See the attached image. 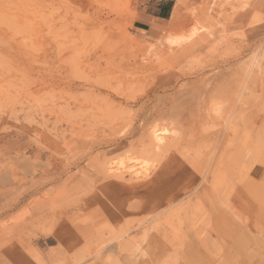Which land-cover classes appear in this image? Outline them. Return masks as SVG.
<instances>
[{
	"label": "rangeland",
	"instance_id": "374dc122",
	"mask_svg": "<svg viewBox=\"0 0 264 264\" xmlns=\"http://www.w3.org/2000/svg\"><path fill=\"white\" fill-rule=\"evenodd\" d=\"M159 1L0 0V264H264V9L260 22L247 26L242 22L240 0H178L180 11L173 12L166 35L186 34L192 27L196 31L183 44L168 48L133 32L134 17ZM175 1L170 0L172 8ZM219 35L223 37L213 53L222 61L205 64L201 73L181 78L186 68L182 65L188 63L185 60ZM233 73L239 79L234 80L239 89H234L244 112L240 133L242 136L248 129L249 138H243L238 147L241 159L236 168L230 157L234 149H226L232 161L227 168L229 176L222 171V177H216L221 170L212 164L211 169L216 166L214 177L209 172L205 183L201 180L220 152L217 133L226 128L217 118L208 119L206 113L210 109L215 115L217 103L223 108L229 103L225 91L212 98L208 90L221 80L227 86ZM168 78L176 85L163 93L178 89L173 101L178 105L184 99L189 113L199 102L208 122H194L195 111V115L188 113L184 120L194 123H187L191 127L185 129V138L174 143L170 140L168 150L148 158L129 146H97L104 137V122H114V127L123 129L116 132L119 135L136 110L127 107L126 113L113 119L111 114L102 115L106 101L99 91L114 96L117 90L124 97H139ZM190 133L192 142L186 140ZM127 153H132L131 159ZM170 157L176 161L169 163ZM97 161L112 162L118 169L131 165L133 170L128 171L138 172L132 180L121 183L106 180L93 167ZM156 170L159 174L152 176ZM221 180L228 184L221 185L225 195L221 192L217 196L214 193ZM233 181L239 183L236 188ZM206 184L210 188L203 195ZM236 189L239 204L229 210Z\"/></svg>",
	"mask_w": 264,
	"mask_h": 264
},
{
	"label": "bare ground",
	"instance_id": "6f19581e",
	"mask_svg": "<svg viewBox=\"0 0 264 264\" xmlns=\"http://www.w3.org/2000/svg\"><path fill=\"white\" fill-rule=\"evenodd\" d=\"M226 1H229V0H226ZM178 2H180V1H178L177 0V3H176V5H175V8H174V13L176 14V13H178L179 11H180V4L178 3ZM240 5H241V11H243V14H242V22L245 24V25H247V26H253V24H255V23H257V22H260V20H261V18H262V15H261V12H262V10L264 9V0H240ZM177 16V15H176ZM195 28L194 27H192L186 34H177V33H172V32H170V33H168V35L165 37V41H164V46H166V47H168V48H174V47H177V46H179V45H181V44H183L185 41H187L194 33H195ZM223 37V36H222ZM222 37H220V35H219V37H217V38H215V39H213V40H209L206 44H205V47L203 48V49H201L200 51H198L196 54H193V56H191L189 59H187V60H185V61H188V63H186V64H184L183 63V65H182V67H184L185 65H186V68L185 69H183L184 71L183 72H181V74H182V76H181V78H187L189 75H192V76H194V75H197V74H199V73H201V69L205 66V64H209V63H214V64H218L220 61H222V60H218V57H216V55H215V53H213L214 51H217L216 50V48H217V46L220 44L219 42L221 41V38ZM223 40V39H222ZM206 41V40H205ZM201 43V42H200ZM222 43V42H221ZM204 46V45H203ZM187 55V54H186ZM225 58V57H224ZM229 58V57H228ZM134 59H136V58H134ZM235 60V59H234ZM252 60V59H251ZM127 62V61H126ZM129 62V61H128ZM134 62V64H135V61H133ZM111 63V62H110ZM146 63V62H145ZM213 64V65H214ZM225 64V63H224ZM223 64V65H224ZM228 64V63H227ZM246 65V64H245ZM140 67V66H139ZM261 67H263L262 65H261ZM125 68H127V66L125 67ZM134 68V67H133ZM219 68H220V66H219ZM229 68V67H228ZM132 69V68H131ZM205 69V68H204ZM237 69H238V67H237ZM242 69V68H241ZM247 69V68H246ZM262 69V68H261ZM221 70V69H220ZM219 70V71H220ZM233 70V69H232ZM134 71V70H133ZM218 71V72H219ZM136 72V71H135ZM134 72V73H135ZM140 72V71H139ZM229 72V71H228ZM232 72V71H231ZM234 72V71H233ZM236 72V71H235ZM127 73V72H126ZM133 73V72H132ZM142 73H143V70H142ZM141 73V74H142ZM243 73V72H242ZM217 73H215V75H216ZM224 74L225 73H223V76H224ZM231 74V73H230ZM241 74V73H240ZM249 74H251V73H249ZM228 75V74H227ZM233 76H234V73L232 74ZM236 75L237 74H235V76H234V78H233V80L231 79V80H224V81H226L227 83H228V85L227 86H225L226 84H225V82H223V80H221V78H220V80L222 81V83L221 82H219L220 83V85L219 84H217L216 86H214V87H212V90H208V92H212L211 93V97L212 98H219V97H217V96H221L220 94H222L223 95V92L225 91V93H227L228 95H226L227 96V98H228V100H229V103H228V106H225V108H223V106L222 105H219L218 103L216 104V106H215V104H214V106H215V115H211V113H210V109L207 111V118L209 117V118H217L218 120H219V123H225L226 124V128L225 127H223V129H224V131H219L217 134H218V136L220 137L219 138V140L216 142L217 144V149H218V152L219 153H217V155H215L214 156V158H213V160H212V163H211V165H210V168H209V171L208 172H206V174H205V171H204V177H203V179L201 180V181H203V182H207V176H209V172L212 174V172L215 170V168H216V166H218L219 167V170H221V175H216V177H218V176H220V177H222V171H223V173H225V174H223V175H225V177H228L229 175H228V172H227V168H228V166H229V162H232V161H229V155H227L226 154V149H229V148H231V149H234V151H233V153L230 155V157H232L233 159H234V163L232 164L234 167L235 166H238V147H239V145L241 144V142H242V139L243 138H249V132H248V129H245L244 130V132H243V134H242V136H241V130H240V124H239V121H240V118H241V116L244 114V112H242V109L241 108H239L240 107V102H239V100L241 101V99H239V95H238V91H237V89H234L235 87H238V85L236 84V82L234 81V80H238V82H239V79H237L236 78ZM248 75V74H247ZM124 76V75H123ZM126 76H129L130 77V75H126ZM179 76V75H178ZM252 76V75H251ZM120 77V76H119ZM128 77V78H129ZM140 77V76H139ZM180 77V76H179ZM199 77H202V76H199ZM220 77H222V75L220 76ZM227 77V76H226ZM232 77V76H231ZM117 78V77H116ZM218 78V76L216 77V79ZM224 77H222V79H223ZM236 78V79H235ZM245 78V77H244ZM190 79V78H189ZM195 79V78H194ZM227 79H228V77H227ZM230 79V78H229ZM251 79V77H249V80ZM150 80V79H149ZM172 79H170V78H168V81L166 82V81H159V82H157V84H153L154 86L152 87V89H149L147 92H145L143 95H141V96H139V97H135V96H133V97H124L122 94H121V92H117V90L116 89H114V90H116V93H115V95L113 96L112 94H110V93H104L103 91H97L98 92V94H101V96H102V100H104V102L106 101V105L104 106V108H105V110L107 111V113H105L104 111H102V115H104L105 114V116L106 115H109V114H111L112 116H111V118L110 119H113L112 117H116V116H118V115H121V114H123V113H126L127 112V107H136V110H135V112L134 111H132V114H133V112L135 113V115H133V116H135V117H133V119H132V121H130V123H128V125L126 126V129H124V131H121L122 133H120L119 134V132H118V134L119 135H116V132L117 131H119V130H123V129H121L120 127H114L116 124L114 123V122H111L110 120V122H104V123H106L107 125L105 126V129L101 132V133H103V135H104V137L102 138V140L101 141H99L98 143H97V146L98 147H108V146H115V147H118V148H120V147H126V146H129L130 148H132V149H134V150H136L139 154H142V155H144V156H146L147 158L149 157V156H151V155H158L159 154V152L160 151H164V150H166L167 149V145H168V143H171L170 142V140L173 142V141H177V139L178 140H183L184 138H183V134L185 133L184 131H185V129L187 128L188 130L190 129V127H191V125H188L187 126V123H194V122H205V121H207L206 120V118H205V116H204V111H202L203 109H201L202 107V105L200 106V104H199V102L196 104V106H194L192 109H191V107H190V109L192 110L190 113H192L193 112V115H195L196 116V120L194 121V122H189L188 120H186V121H188V122H186L184 119L186 118L185 116L189 113V109L188 108H186V106H188L187 105V102H186V106H185V104H183V103H185L184 102V99H182L183 100V102L182 101H180V102H178V105L177 104H175L174 103V101H173V96H176L175 94L176 93H179L177 90H175L174 92H168L167 94H165V93H163V92H166V91H170V90H173L174 88H175V81H171ZM184 80V79H183ZM219 80V81H220ZM192 81V80H191ZM251 81V80H250ZM189 82V81H188ZM235 82V83H234ZM237 82V83H238ZM253 83H254V79H253V81H252ZM153 83V82H152ZM151 83V84H152ZM205 83H206V81H205ZM241 83V82H240ZM189 84V83H188ZM196 85V84H195ZM235 85V86H234ZM237 85V86H236ZM117 86H120V85H117ZM148 86V85H147ZM98 87H99V85H98ZM101 87V86H100ZM177 87H179V86H177ZM205 87V86H204ZM76 88H78V86H76ZM81 88V87H80ZM104 88V87H103ZM107 88H109V87H107ZM106 88V89H107ZM180 88V87H179ZM201 88V87H200ZM92 89V88H91ZM204 89V88H203ZM238 89H239V87H238ZM114 90H111V91H114ZM191 90V89H190ZM199 90V89H198ZM244 90H245V88H244ZM89 91V90H88ZM145 91V90H144ZM189 91V90H188ZM195 91V90H194ZM227 91V92H226ZM87 92V91H86ZM159 92H161V94L159 93ZM215 92V93H214ZM235 92V93H234ZM159 93V94H158ZM195 92H193L192 94H194ZM206 93V92H205ZM205 93H202V94H204L205 95ZM225 93H224V95H225ZM248 93H250V91L248 92ZM90 94H93V93H91L90 92ZM95 94V93H94ZM105 94V95H104ZM251 94V93H250ZM83 95V94H82ZM182 95H184V93L182 94ZM95 96V95H94ZM193 96V95H192ZM206 96V95H205ZM249 96V95H248ZM198 97V99H199V96H197ZM186 98V97H185ZM188 98H190V97H188ZM187 98V99H188ZM247 98V97H246ZM249 98V97H248ZM91 99V98H90ZM94 99V98H93ZM99 99V98H98ZM165 100L166 102H163V101H161V100ZM176 99V98H175ZM174 99V100H175ZM177 99H178V97H177ZM204 99V98H203ZM239 99V100H238ZM168 100V101H167ZM181 100V99H180ZM196 100V99H195ZM84 101V100H83ZM187 101V100H186ZM188 101H189V99H188ZM221 101H222V99H221ZM160 102H162V104H160ZM213 102V101H212ZM243 102V101H242ZM251 102V101H250ZM86 104H87V102H85ZM180 103V104H179ZM190 103V102H189ZM210 103V102H209ZM212 104V103H211ZM92 105V104H91ZM77 106V105H76ZM79 106V105H78ZM207 106V105H206ZM67 107V106H66ZM102 107V106H101ZM100 108V107H99ZM103 108V109H104ZM213 108V107H212ZM101 109V108H100ZM99 110V109H98ZM97 110V111H98ZM214 110V109H213ZM83 111V110H82ZM194 111H195V114H194ZM104 112V113H103ZM129 112H131L130 110H129ZM69 113H71V112H69ZM81 113V112H80ZM189 113V114H190ZM250 113V112H249ZM82 114V113H81ZM213 114V113H212ZM90 115V114H89ZM125 115V114H124ZM129 115V114H128ZM127 115V116H128ZM82 116V115H81ZM85 116V115H84ZM173 116L175 117V116H178V118H176L175 120H174V118H173ZM191 116V115H190ZM94 117H95V114H94ZM97 117V116H96ZM103 117V116H102ZM101 117V118H102ZM121 117V116H120ZM122 118V117H121ZM129 118V117H128ZM191 118L193 119V116H191ZM208 118V119H209ZM107 119V118H106ZM119 119V118H118ZM80 120V119H79ZM102 121H104L103 120V118L101 119ZM177 120L179 121V122H177ZM242 120V119H241ZM254 120V119H253ZM210 121H211V119H210ZM123 122V121H122ZM128 122H129V119H128ZM208 122V121H207ZM213 122V121H212ZM85 123V122H84ZM117 123V122H116ZM126 123V122H125ZM206 123V122H205ZM251 123V122H250ZM124 124V123H123ZM79 125V124H78ZM105 125V124H104ZM121 125V124H120ZM247 125V124H246ZM124 126V125H123ZM122 126V127H123ZM190 126V127H189ZM206 126V125H205ZM211 126V125H210ZM92 127V126H91ZM97 127H99V126H97ZM125 127V126H124ZM213 127V126H212ZM211 127V128H212ZM90 128V127H89ZM194 128V127H193ZM254 128V127H253ZM92 130H93V128H92ZM191 130H193V129H191ZM84 131V130H83ZM64 134V133H63ZM74 135V134H73ZM89 135V134H88ZM210 135H212V134H210ZM76 136V135H75ZM194 136V135H193ZM197 136V135H196ZM222 136V137H221ZM84 137H85V135H84ZM191 137H192V134L190 133L188 136H187V139L186 140H188V141H190L191 140ZM207 137V136H206ZM86 138V137H85ZM92 138V137H91ZM90 138V139H91ZM126 138H128V140L129 139H131V140H129L128 142H126V143H122L121 144V142H119V141H121V140H125ZM195 139V138H194ZM203 139V138H202ZM204 140V139H203ZM224 140H226V142H223ZM250 140H251V138H250ZM87 142V141H86ZM180 142V141H179ZM178 142V143H179ZM186 142V141H185ZM191 142H192V140H191ZM204 142V141H203ZM236 142L238 143V145H236ZM245 142V141H244ZM174 143V142H173ZM183 143V142H182ZM188 143V142H187ZM190 143V142H189ZM206 143H209V142H206ZM175 144H177V142H175ZM184 144H186V143H184ZM84 145V144H83ZM170 145V144H169ZM168 145V146H169ZM214 145H215V143H214ZM84 146H86V145H84ZM179 146V145H178ZM183 146V145H182ZM213 146V145H212ZM242 146V145H241ZM87 147V146H86ZM128 147V148H129ZM166 147V148H165ZM172 147V146H171ZM199 147V146H198ZM90 148V147H89ZM110 148V147H109ZM114 148V147H113ZM163 148H165V149H163ZM170 148V147H169ZM168 148V149H169ZM174 148V147H173ZM177 148H180V147H177ZM192 148V147H191ZM202 148V147H201ZM216 148V147H215ZM86 149V148H85ZM97 149V148H96ZM99 149V148H98ZM108 149V148H107ZM106 149V150H107ZM132 149H131V151H132ZM167 149V150H168ZM180 149H182V148H180ZM207 149H209V148H207ZM211 149V148H210ZM216 149V150H217ZM221 149V150H220ZM103 150V149H102ZM112 150V149H111ZM115 150V149H114ZM128 150V149H127ZM130 150V149H129ZM175 150V149H174ZM200 150V149H199ZM203 150V149H202ZM103 151H105V150H103ZM109 151V150H108ZM107 151V152H108ZM125 151V150H124ZM124 151H122L123 153H124ZM187 151V150H186ZM193 151H195V150H193ZM212 151V150H211ZM214 151V150H213ZM212 151V152H213ZM88 152V151H87ZM92 152V151H91ZM118 152V151H117ZM128 152V151H127ZM165 152H167V151H165ZM175 152H177V151H175ZM179 152V151H178ZM206 152H209V151H206ZM205 152V153H206ZM242 152V151H241ZM84 153V152H83ZM83 153H82V155H83ZM113 153V152H112ZM119 153H121V152H119ZM130 153V152H129ZM129 153H127L128 154V156H130V159H131V156H132V153H134V152H132L131 153V155H129ZM197 154H198V152H196ZM196 153H195V155H196ZM211 153V152H210ZM214 153V152H213ZM84 154H86V152L84 153ZM136 154V153H135ZM135 154H133V156L135 155ZM139 154H137V155H139ZM161 154V153H160ZM168 154H170V153H168ZM175 154H177V153H175ZM113 155V154H112ZM116 155V153L114 154V156ZM124 155V154H123ZM142 155H140V156H142ZM165 155V154H164ZM167 155V154H166ZM165 155V157L167 158V156ZM172 155V154H171ZM170 155V156H171ZM188 154H186V156H187ZM192 155V154H191ZM194 155V156H195ZM250 155V154H249ZM90 156V155H89ZM101 156V155H100ZM103 156V155H102ZM110 156V155H109ZM114 156H112V158L114 157ZM117 156H119V154H117ZM116 156V157H117ZM125 156V155H124ZM174 156V155H173ZM185 156V155H184ZM184 156H183V158H184ZM208 156H209V154H208ZM127 157V156H126ZM145 157V158H146ZM190 157V156H189ZM209 157H211V156H209ZM248 157H250V158H252V156L250 155V156H248ZM77 158V157H76ZM86 158V160H87V157H85ZM90 158V157H89ZM138 158V157H137ZM142 158V157H141ZM146 158V159H147ZM152 158V157H151ZM159 158V157H158ZM188 158V157H187ZM195 158H196V156H195ZM204 158V157H203ZM254 158V157H253ZM94 161H96V158H92ZM114 159V158H113ZM121 159V158H120ZM201 159H202V155H201ZM206 159V158H205ZM241 159V158H240ZM239 159V160H240ZM109 161H111L110 159H108ZM117 160V159H116ZM126 160H128L127 158H126ZM134 160V159H133ZM145 160V159H144ZM143 160V161H144ZM151 160V159H150ZM188 160L190 161V159L188 158ZM193 160V159H192ZM207 160H208V157H207ZM210 160V159H209ZM208 160V161H209ZM245 160H246V158H245ZM119 161V160H118ZM121 161V160H120ZM119 161V162H120ZM123 161V160H122ZM121 161V162H122ZM125 161V160H124ZM137 161H138V159H137ZM140 161V160H139ZM141 161H142V159H141ZM146 161V160H145ZM157 161V160H156ZM164 161V160H163ZM167 161V160H166ZM172 161H176V158L175 157H170V160H169V163L170 162H172ZM193 161H196V162H199V161H197V159L196 160H193ZM205 161V160H204ZM242 161V160H241ZM241 161H240V163H241ZM252 161V160H251ZM81 162V161H80ZM89 162H91V161H89ZM120 162V163H121ZM162 162V161H161ZM160 162V163H161ZM168 162V161H167ZM206 162V161H205ZM77 163V162H76ZM92 163V162H91ZM91 163H90V165H91ZM108 163V162H107ZM106 162H100V161H97V163L95 162V164L93 165V167L96 169V172L98 173V174H100V176H102V178L103 179H106V180H116V182H118V183H121V182H124V181H126V180H132V177L133 176H135V174H137V172L134 174V172H132V173H130V171H128V170H130L129 168H131L132 170H133V166H131L130 165V167H125V166H123V169H118L117 168V166H115L114 164H112V162H109V165L107 164ZM133 163V162H132ZM138 163V162H137ZM140 163H143V162H140ZM146 163V162H145ZM159 163V162H158ZM178 163V162H177ZM180 163H181V161H180ZM183 163V162H182ZM187 163H188V161H187ZM186 163V164H187ZM190 163H192V165L194 164L193 162H190ZM246 163V162H245ZM249 163V162H248ZM78 164V163H77ZM83 164H85V163H83ZM130 164V163H129ZM168 164V163H167ZM174 164V163H173ZM176 164V163H175ZM185 164V163H184ZM204 164V163H203ZM216 165L215 166V168L214 169H211V167H213V165ZM230 164V165H231ZM237 164V165H236ZM242 164H244L243 162H242ZM253 164V163H252ZM86 165V164H85ZM88 165V164H87ZM86 165V166H87ZM140 165H142V164H140ZM143 165H144V163H143ZM156 165V164H155ZM169 165V164H168ZM182 165V164H181ZM245 165V164H244ZM249 165V167L251 166L250 164H248ZM78 166V165H77ZM84 166V165H83ZM135 166H136V164H135ZM154 166V165H153ZM163 166V165H162ZM170 166V165H169ZM176 166V165H175ZM179 166V165H178ZM177 166V167H178ZM189 166H190V164H189ZM79 167V166H78ZM82 167V166H81ZM89 168H90V166H88ZM91 167H92V165H91ZM136 167H138V165L136 166ZM135 167V168H136ZM144 167V166H143ZM158 167V166H157ZM180 167H183V166H180ZM179 167V168H180ZM232 167V166H231ZM234 167H232V168H234ZM241 167V166H240ZM242 167H243V165H242ZM241 167V168H242ZM252 167V166H251ZM250 167V168H251ZM87 168V167H86ZM142 168V167H141ZM150 168H152V167H150ZM178 168V169H179ZM231 168V169H232ZM236 168V167H235ZM238 168V167H237ZM83 169H85V168H83ZM91 169V168H90ZM142 169H144V168H142ZM142 169H137V170H142ZM202 169V168H201ZM206 169V168H205ZM247 169H248V167H247ZM255 169V168H254ZM253 169V170H254ZM79 170H80V168H79ZM131 170V171H132ZM155 170V169H154ZM188 170V169H187ZM229 170V169H228ZM233 171H234V169H232ZM81 171V170H80ZM84 171V170H83ZM83 171H82V174H83ZM86 171V170H85ZM89 171V170H88ZM165 171V170H164ZM192 171H194V170H192ZM202 171V170H201ZM237 171V170H236ZM249 171V170H248ZM91 172V171H90ZM140 172V171H139ZM145 172V171H144ZM146 172H147V170H146ZM153 172V171H152ZM174 172V171H173ZM239 172V171H238ZM86 173V172H85ZM88 174H89V172H87ZM184 173H185V170H184ZM183 173V174H184ZM214 173H215V171H214ZM217 173V172H216ZM249 173V172H248ZM248 173H246V174H248ZM255 173V172H254ZM80 174V173H79ZM78 174V175H79ZM88 174H87V176H88ZM92 174V173H91ZM142 173H140V175H141ZM157 174H159V170H156V171H154L151 175L152 176H156ZM188 174V173H187ZM195 174V173H194ZM246 174H244V175H246ZM30 175V174H29ZM93 175H94V173H93ZM127 175H128V177H127ZM138 175H139V173H138ZM151 175L150 174H147V175H145L146 177L147 176H150L151 177ZM172 175H174V174H172ZM197 175V174H196ZM80 176V175H79ZM84 176H85V174H84ZM183 176V175H182ZM199 176V175H198ZM238 176V175H237ZM243 176V175H242ZM249 176V175H248ZM250 176H251V174H250ZM86 177V176H85ZM93 177V176H92ZM127 177V178H126ZM143 177V176H142ZM158 177H161V176H158ZM184 177H186L185 175H184ZM212 177H214V175L212 174ZM224 177V176H223ZM252 177V176H251ZM254 177H256V175L254 176ZM96 178V177H95ZM130 178V179H129ZM167 178V177H166ZM200 178V177H199ZM240 178H241V176H240ZM253 178V177H252ZM7 179V178H6ZM81 180H82V177L80 178ZM84 179V178H83ZM88 179V178H87ZM138 179V178H137ZM140 179V178H139ZM149 179V178H148ZM154 179V178H153ZM152 179V180H153ZM236 179V178H235ZM248 179V178H247ZM255 179V178H254ZM258 179V178H257ZM90 180H92V178H90ZM89 180V181H90ZM94 180V179H93ZM142 180V179H141ZM145 180V179H144ZM157 180V179H156ZM218 180H219V178H218ZM242 180V179H241ZM244 180V179H243ZM14 181V180H13ZM84 181H86V178H85V180ZM164 181V180H163ZM171 181H173V180H171ZM213 181V180H212ZM245 181V180H244ZM243 181V182H244ZM250 181V180H249ZM87 182V181H86ZM98 182V181H97ZM100 182V181H99ZM153 182V181H152ZM167 182V181H166ZM169 182V181H168ZM218 182V181H217ZM85 183V182H84ZM91 183V182H90ZM94 183V182H93ZM107 183V182H106ZM109 183V182H108ZM125 183H127V182H125ZM146 183V182H145ZM197 183V182H196ZM195 183V184H196ZM208 183V182H207ZM220 183V188H218V186L216 187V186H214L212 183V185L215 187V188H218V190L215 192L214 190H213V192L212 193H214V194H217V196L218 195H220L221 194V192L223 193V195H225L224 194V192L223 191H221V185L223 186L224 184L227 186V181L226 180H224V182H222V180H221V182H219ZM230 183V182H229ZM236 183V184H235ZM241 183V182H240ZM253 183V182H252ZM115 184V183H114ZM131 184V183H130ZM133 184V183H132ZM160 184V183H159ZM164 184V183H163ZM209 184H210V182H209ZM237 184H239L238 182H231V185H234L235 186V188L237 187ZM247 184V183H246ZM251 184V183H250ZM254 184V183H253ZM98 185V184H97ZM100 185V184H99ZM105 185V184H104ZM104 185H102V186H104ZM113 185V184H112ZM126 185V184H125ZM249 185V184H248ZM122 186H124V185H122ZM149 186V185H148ZM171 186H172V184H171ZM211 186V185H210ZM97 187V186H96ZM109 187H110V185H109ZM116 187V186H115ZM169 187V186H168ZM224 187V186H223ZM251 187V186H250ZM111 188H113V186L111 187ZM118 188V187H117ZM120 188V187H119ZM190 188V187H189ZM197 188H198V186H197ZM196 188V189H197ZM206 188L207 189H205V190H202L201 191V193H203V195H204V193H206V190H208V188H210L209 186H207V184H206ZM99 189V188H98ZM97 189V190H98ZM155 189V188H154ZM166 189H168V188H166ZM170 189V188H169ZM195 189V190H196ZM113 190V189H112ZM149 190V189H148ZM165 190V189H164ZM81 191H83V190H81ZM94 191V190H93ZM117 191V190H116ZM141 191V190H140ZM154 191V190H153ZM163 191V190H162ZM176 192V190H173L172 192ZM181 191V190H180ZM97 192V191H96ZM95 192V194H97ZM125 192H127V191H125ZM137 192V191H136ZM135 192V193H136ZM155 192V191H154ZM185 192V191H184ZM91 193V192H90ZM114 193V192H113ZM117 193V192H116ZM133 193V192H132ZM156 193V192H155ZM164 193H165V191H164ZM192 193V192H191ZM212 193H210V194H212ZM11 194V193H10ZM95 194H94V197H95ZM101 194V193H100ZM119 194V193H118ZM123 194H125V193H123ZM128 194V193H127ZM137 194V193H136ZM190 194V193H189ZM234 201H232V203H231V205L227 208V209H229V210H235V209H237L236 207L238 206V201L236 200V198H237V195H238V191H237V189L236 190H234ZM232 194V195H233ZM129 195V194H128ZM142 195V194H141ZM146 195V194H145ZM144 195V196H145ZM148 195V194H147ZM146 195V196H147ZM169 195V194H168ZM177 195V194H176ZM202 195V194H201ZM200 195V196H201ZM202 195V196H203ZM241 195V194H240ZM109 196V195H108ZM145 196V197H146ZM186 196V195H185ZM187 196H188V194H187ZM206 196V195H205ZM128 197V196H127ZM126 197V198H127ZM161 197V196H160ZM212 197V196H211ZM214 197V196H213ZM222 197V196H221ZM233 197V196H232ZM99 198V197H98ZM181 198V197H180ZM210 198V197H209ZM78 199V198H77ZM127 199H129V198H127ZM139 199V198H138ZM169 199H171V198H169ZM168 199V200H169ZM211 199V198H210ZM213 199H215V198H213ZM222 199V198H221ZM97 200V199H96ZM120 200V199H119ZM130 200V199H129ZM153 200H155V199H153ZM164 200V199H163ZM167 200V199H166ZM197 200H198V198H197ZM220 200V199H219ZM231 200H233L232 198H231ZM95 201V200H94ZM103 201H105V200H103ZM109 201V200H108ZM117 201V200H116ZM123 201H124V198H123ZM139 201V200H138ZM150 201V200H149ZM160 201V200H159ZM181 201V200H180ZM209 201V200H208ZM211 201H213V200H211ZM85 202V201H84ZM107 202V201H106ZM140 202V201H139ZM144 202V201H143ZM166 202V201H165ZM164 202V203H165ZM168 202V201H167ZM175 202H177V201H175ZM179 202V201H178ZM216 202V201H215ZM230 202V201H229ZM92 203V202H91ZM108 203V202H107ZM123 203V202H122ZM145 203H146V201H145ZM163 203V204H164ZM171 203V202H170ZM213 203V202H212ZM113 204V203H112ZM126 204V203H125ZM138 204V203H137ZM142 204V203H141ZM147 204V203H146ZM8 205V204H7ZM77 205V204H76ZM101 205V204H100ZM110 205V204H109ZM116 206V205H115ZM123 206V205H122ZM147 206V205H146ZM145 206V207H146ZM157 206V205H156ZM170 206V205H169ZM57 207V206H56ZM101 208H102V206H100ZM117 207V206H116ZM127 207V206H126ZM137 207V206H136ZM144 207V206H143ZM204 207H207L206 205L204 206ZM93 208V207H92ZM113 208V207H112ZM118 208H119V206H118ZM121 208V207H120ZM131 208V207H130ZM138 208V207H137ZM136 208V209H137ZM149 208V207H148ZM203 208V207H202ZM61 209V208H60ZM124 209V208H123ZM129 209V208H128ZM145 209V208H144ZM208 209V207L206 208V210ZM227 209H224V213H225V211L227 210ZM149 210V209H148ZM156 210V209H155ZM84 211V210H83ZM116 211V210H115ZM128 211V210H127ZM136 211V210H135ZM138 211V210H137ZM140 211V210H139ZM154 211V210H153ZM208 211V210H207ZM218 211V210H217ZM67 212V211H66ZM69 212V211H68ZM107 212V211H106ZM123 212V211H122ZM145 212V211H144ZM161 212H162V210H161ZM161 212H160V214H161ZM192 212V211H191ZM191 212H190V214H191ZM196 212V211H195ZM210 212V211H209ZM212 212V211H211ZM210 212V213H211ZM85 213V212H84ZM113 213V212H112ZM152 213V212H151ZM198 213H202V212H198ZM213 213V212H212ZM218 214H222L223 213V211H218L217 212ZM91 214V213H90ZM159 214V213H158ZM194 214V213H193ZM202 214H204V213H202ZM74 215V214H73ZM106 215V214H105ZM110 215V214H109ZM211 214H209V216H210ZM63 216V215H62ZM65 216H66V214H65ZM112 216V215H111ZM116 216V215H115ZM125 216V215H124ZM208 216V215H207ZM212 217V216H211ZM207 218H209V217H207ZM67 219V218H66ZM66 219H65V221H66ZM73 219V218H72ZM64 221V222H65ZM94 222V221H93ZM165 222V221H164ZM65 225H66V223H65ZM70 225V224H69ZM74 225V224H73ZM72 225V226H73ZM61 226H62V224H61ZM67 226V225H66ZM71 226V225H70ZM102 228V227H101ZM70 229V228H69ZM62 230V229H61ZM102 230V229H101ZM105 230V229H104ZM60 231V230H59ZM69 232H70V230H69ZM107 232V231H106ZM122 232H125V231H122ZM121 232V233H122ZM127 232H129V231H127ZM56 233H57V231H56ZM102 233V232H101ZM61 234H62V232H61ZM70 234H71V232H70ZM58 235V234H57ZM67 235V234H66ZM97 235V234H96ZM121 235V234H120ZM54 236H56V235H54ZM61 236V235H60ZM71 236V235H70ZM77 236V235H76ZM84 236V235H83ZM98 236V235H97ZM57 237V236H56ZM118 237V236H117ZM61 238L62 237H60V240H61ZM66 238V237H65ZM78 238V237H77ZM93 238V237H92ZM57 239V241H58V238H56ZM64 239V238H63ZM62 239V240H63ZM68 239V238H67ZM73 239V238H72ZM81 239V238H80ZM90 239V238H89ZM120 239V238H119ZM122 239V238H121ZM119 240V241H122V240ZM130 239V238H129ZM65 240V239H64ZM124 240H126V239H124ZM67 241V240H66ZM69 241V240H68ZM133 241V240H132ZM74 242H76V241H74ZM91 242V241H90ZM124 242V241H123ZM134 242V241H133ZM70 242H68V244H69ZM119 243V242H118ZM65 244V243H64ZM77 244V243H76ZM106 244V243H105ZM111 244V243H110ZM120 244H122V242L120 243ZM131 244V243H130ZM130 244H128V247H129V245ZM74 245V244H73ZM119 245V244H118ZM76 246V245H75ZM83 246V245H82ZM90 246H92L91 244H90ZM102 246V245H101ZM125 246V245H124ZM73 247V246H72ZM107 247V246H106ZM130 247H131V245H130ZM89 253V252H88ZM1 254V253H0ZM6 254V253H5ZM1 258V257H0ZM82 259H80V261H81ZM2 263V262H1ZM77 264V263H76Z\"/></svg>",
	"mask_w": 264,
	"mask_h": 264
},
{
	"label": "crops",
	"instance_id": "0c3cea01",
	"mask_svg": "<svg viewBox=\"0 0 264 264\" xmlns=\"http://www.w3.org/2000/svg\"><path fill=\"white\" fill-rule=\"evenodd\" d=\"M175 5L176 1L172 8L170 0H160L152 7H144L133 19V32L144 39L161 42L164 45L165 37L168 35H166L167 26L173 18Z\"/></svg>",
	"mask_w": 264,
	"mask_h": 264
}]
</instances>
